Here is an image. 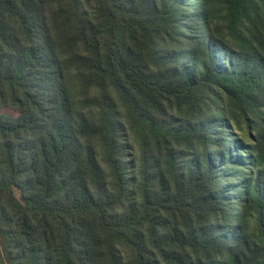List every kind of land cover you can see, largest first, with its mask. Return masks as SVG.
I'll list each match as a JSON object with an SVG mask.
<instances>
[{
  "label": "trees",
  "instance_id": "trees-1",
  "mask_svg": "<svg viewBox=\"0 0 264 264\" xmlns=\"http://www.w3.org/2000/svg\"><path fill=\"white\" fill-rule=\"evenodd\" d=\"M0 264H264V0H0Z\"/></svg>",
  "mask_w": 264,
  "mask_h": 264
}]
</instances>
